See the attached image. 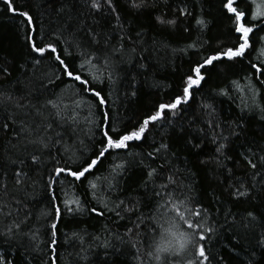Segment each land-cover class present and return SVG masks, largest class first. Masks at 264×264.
<instances>
[{
  "label": "snow or ice",
  "instance_id": "1",
  "mask_svg": "<svg viewBox=\"0 0 264 264\" xmlns=\"http://www.w3.org/2000/svg\"><path fill=\"white\" fill-rule=\"evenodd\" d=\"M58 2L53 12L61 22L55 29L45 30L38 28L31 10L22 9L14 0H0L9 13L21 18L27 48L23 63L16 66L20 75L14 84L0 88V112L4 113L0 131L12 133L6 149L0 153V239L12 241L23 235L35 243L37 251H42L40 245L45 242L39 231L33 230L32 214L27 207L40 180L30 176L26 166L31 165L35 171L46 167L48 162L52 167L42 179L49 207L41 216L48 221L49 264H60V226L66 215L74 219L85 211L84 200L89 192L104 209L120 219H124L121 213H137L134 227L127 231L138 233L144 222L138 214L140 201L130 195L120 199L118 193H122V181L128 173L138 167L131 149L148 144L152 150L144 153V157L164 163L155 167L144 165L141 186L147 190L155 181H163L160 188L166 190L167 199L162 207L172 213L163 222L152 217L156 220L154 230L158 231L159 239H154L144 254L149 264H225L223 256L210 251L221 242L222 236L229 251L246 254L248 259L243 264H259L257 250L264 254V171L257 164L264 168V145L252 143L245 148L242 158L251 175L247 182L236 180L228 186L234 199L244 198L249 202V208L241 215L226 208L215 196L212 198L217 208L209 211L204 207L197 191L196 174L190 169H175L170 160L175 153L166 141L174 135L194 154L210 141L215 146L214 155L200 163H214L219 168L224 167L223 160L228 158L225 150L234 143L233 138L247 139L243 118L231 123L221 121L217 101L233 98V92H237L241 95V111L264 113L261 102L264 101V35L260 34L264 32V3L191 0L189 7L188 0H181L184 6L177 5L176 11L169 15L158 7L162 0H125L120 10L117 0ZM246 3L254 7H243ZM207 4H218L219 11L230 22L225 36L211 34V21L207 18L211 13L204 7ZM132 12L137 19L147 17L148 27L128 20L126 15ZM105 21L111 31L105 29ZM153 29L167 31L169 35L182 33L184 46L174 48L171 42L151 37ZM145 37H149L150 44ZM152 51L157 53L156 64L145 62L151 59ZM177 51L192 55L186 61V69L179 72L175 86L159 81L148 84L145 73L152 68L159 70L160 60ZM45 61H49L47 66ZM121 64H132L135 74L128 72L122 76ZM164 66L171 67L173 75L177 74L174 63ZM10 67L7 61L0 65V80L12 75ZM236 67H242L248 74L239 76L234 72ZM212 83L219 86L205 94ZM146 85L155 90L156 99L142 101V89ZM168 89L176 94L165 100L162 94ZM200 94L203 95L198 102ZM125 102L133 106L134 115L128 117L120 111ZM194 104L198 112L189 117L187 113ZM84 109L87 115L82 117ZM261 119L264 120V115ZM80 134L91 137L90 150ZM105 161H110L106 175L101 173ZM225 172L229 180L234 179L231 169L225 168ZM81 186H84L83 196L78 191ZM177 188L179 198L175 196ZM151 190L153 197H161V192ZM101 192H107L108 196L99 195ZM113 194H117L116 200L109 207L108 199ZM192 204L194 209L189 207ZM88 211L104 215L97 207ZM217 215L223 217L222 222L215 219ZM71 238L84 239L78 232H72ZM0 264L12 262L0 255Z\"/></svg>",
  "mask_w": 264,
  "mask_h": 264
},
{
  "label": "trees",
  "instance_id": "2",
  "mask_svg": "<svg viewBox=\"0 0 264 264\" xmlns=\"http://www.w3.org/2000/svg\"><path fill=\"white\" fill-rule=\"evenodd\" d=\"M14 3L20 6L22 9L31 10L34 15L35 22L38 28L55 29L57 24L61 22V18H56L53 9L59 6L58 0H52L51 3H46L45 0H14ZM257 3H264V0H257ZM177 5L183 7L181 0H162L159 4V9L172 15L177 8ZM118 10L123 9L125 6V0H117ZM188 6L191 7V0H188ZM245 8L254 7L251 4L242 5ZM210 13L207 18L211 21L209 27L212 35L225 36L230 28V22L219 11L218 4H207L204 6ZM0 65H3L5 61L12 65L10 71L12 75L3 80H0V88H8L14 84L17 77L20 75L17 70V65L23 63V54L27 51L23 36L24 31L21 29L20 17L14 16L7 11L6 6L0 3ZM155 14H159L158 12ZM125 18V13L122 12V19ZM126 18L130 21H136L137 24L144 23L145 27H148L146 23L147 17H140L137 19L134 12L127 13ZM115 23V21H113ZM105 29L111 31L107 21L104 22ZM264 35V32L260 33ZM151 37H156L167 42H171L174 48H180L184 46V39L182 33L179 35H169L167 31L161 33L159 30H151ZM115 39V37L113 38ZM149 44L151 43L149 37H145ZM127 46V45H126ZM147 46V45H146ZM151 59L145 61L149 64L157 63V53L152 51L149 53ZM192 53L187 55L180 53L179 51L174 54L162 58L160 60L161 67L159 70L152 68L151 71L145 73L148 84L159 81L164 84H175L179 79V72L183 71L187 67V59ZM251 58V57H250ZM49 61H45L44 65L47 66ZM175 65L177 74L173 75L171 67H165V64ZM121 75H125L128 72L135 74L136 69L132 64L120 65ZM234 72L239 76H245L246 73L242 67H236ZM236 78V77H233ZM218 83H212L205 89V94L211 89L217 88ZM52 91H59V89H52ZM149 92L152 94L147 95ZM142 101L154 100L157 98L155 90L149 88L147 85L142 89ZM173 89H168L166 93L162 94L163 98L167 100L172 95H175ZM197 96L199 102L201 96ZM259 99V98H258ZM250 103V101H248ZM264 103V101H261ZM217 103L219 104L218 112L221 121L231 123L238 118H243V122L247 127V139L241 137L239 140L233 138L234 143H230L228 149L225 150V156L227 159L223 160L224 167H217L214 163L202 165L200 160L208 159L214 155V145L210 141H206L202 150L198 154H194L190 150H186L183 141L178 140L174 135L171 136L166 142L171 146L172 152L175 153V157L171 158V163L177 170L190 169L196 174L197 179V191L200 192V202L209 211H214L217 208L213 196L219 197L226 208L232 210L233 213H240L243 215L245 209L249 208V202L241 198L236 200L230 194L229 184L235 183L236 180L248 181L251 175L246 161L242 158L245 153V148L250 144L255 143L264 145V120L261 116L264 113L256 111H241V95L237 92H233V98L223 97L219 98ZM121 108L120 111L125 116H132L134 112L131 110L132 105H127ZM194 112H198L197 105H192L187 115L192 116ZM87 115V109L81 112V116ZM4 113L0 112V122L3 121ZM98 118V117H97ZM83 124V120H82ZM203 127V125H200ZM84 133H88L87 126L84 127ZM80 134V139L84 141L87 149H91L93 143L89 135ZM11 132L0 131V153H3L8 145V141L11 137ZM153 135L156 140L160 137L155 132ZM99 132L96 131V140H98ZM152 142V137H149V143ZM243 145V146H242ZM148 144L135 146L131 149L134 154V162L138 164V167L133 168L122 181V193L120 199H124L126 195L136 197L140 203L138 205L139 215L143 219V223L137 233L135 230L132 233L127 231L128 228H133L137 219V213L127 214L121 213L124 219L118 218L114 213L108 212L104 209L103 204L92 198L89 192L87 198L84 200L85 211L75 215V218L66 215L65 222L60 226L59 241L61 247L58 249L60 264H141V259L144 260V264H149L148 260L144 257L146 251L150 250L151 242L154 239H159L158 231L154 230L156 220L152 217H157L163 222L172 213L169 209L162 207L167 199L166 190L160 188L161 180L155 181L147 190H144L141 186L143 178L144 165L152 164L157 166L164 163L163 160H157L155 162L149 161L144 157V153L151 151ZM139 154V155H135ZM53 155H56L55 151ZM139 161H143V164H139ZM110 161H105L104 166L101 168V173L107 174L105 169ZM255 162V161H254ZM52 164L47 163L46 167L42 166L38 170H33L31 165L26 166L30 176L40 180L39 185L35 188L31 201L27 207L32 214L31 225L33 230H38L40 238L45 243L40 245L42 251H37L35 243L30 240L29 237L19 236L12 241L0 239V255L4 256L6 261H11L12 264H49L50 250L46 247L48 240L47 223L41 216L42 211L49 207L48 200L44 195L43 190V177L46 175V171L50 170ZM258 169L264 171L261 165L257 164ZM226 169H231V174L234 179L229 180ZM98 173V174H101ZM8 182L11 183V169L9 168ZM152 188L161 192V197H153ZM31 191V189H30ZM79 193L83 196L84 186L78 189ZM99 195L107 197V192H101ZM116 195L113 194L108 199L109 207H113V201L116 200ZM71 196V192H70ZM175 196L179 198V188L175 190ZM97 207L98 210L104 211L103 216L90 213L88 209ZM194 209V204L189 205ZM183 211V208L181 209ZM195 219V218H193ZM218 221L223 220L222 216L217 215L215 217ZM50 221V218H49ZM69 221H71L69 223ZM25 231H28L25 229ZM72 232H78L83 235V241L71 238ZM67 238H66V235ZM226 240L221 237V242L216 244L215 247L210 249L213 253H218L224 257L225 264H243L248 259L245 253L239 252L234 254L224 247ZM138 257L140 259H138ZM256 259L259 264H264V254L259 250L256 252ZM215 264V262H214Z\"/></svg>",
  "mask_w": 264,
  "mask_h": 264
}]
</instances>
